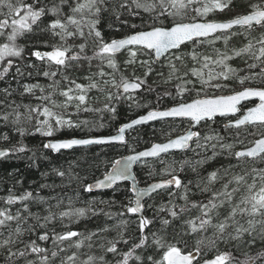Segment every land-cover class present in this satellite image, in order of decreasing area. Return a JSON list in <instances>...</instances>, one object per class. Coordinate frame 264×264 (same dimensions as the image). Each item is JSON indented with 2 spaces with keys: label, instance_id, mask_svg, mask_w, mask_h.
Masks as SVG:
<instances>
[{
  "label": "snow or ice",
  "instance_id": "1",
  "mask_svg": "<svg viewBox=\"0 0 264 264\" xmlns=\"http://www.w3.org/2000/svg\"><path fill=\"white\" fill-rule=\"evenodd\" d=\"M69 11L65 13L63 9ZM236 7V0H76L75 6L69 0H58L51 4L44 3V0H0V80L8 85L0 89V121L5 125H11L22 137L27 129L23 126L24 121L31 122L35 119V131L42 136L48 137L43 148L55 153L61 150L73 149L76 146L101 145L113 147H128V140L125 133L136 126L145 125L150 121L164 120L166 118H180L187 120L188 124H201L212 121L218 114L221 117L231 115L229 123L224 125L226 130L235 131L234 137L220 135L214 129L209 134L201 137V133L189 127L184 134L174 139L169 138L166 143H154L144 151H135L127 156H119L108 162L110 170L106 171L103 179L84 186L85 191L91 193L94 188H113L118 181H131L129 189L130 198L126 204H122V212L116 213L119 222L114 226L120 229L117 237L112 240H105L99 244L103 250L102 254L96 255L92 252L93 237L98 233L108 231L107 228L98 229L97 232L87 234L68 230L56 233L48 230V224L57 219L83 217L88 212H95L92 209L76 208L56 213L53 207L59 208L62 201L53 197L57 202L51 205L45 197L34 195L31 191L22 194H15L10 188L7 196H0V262L2 264H111L105 257L111 254L115 264H201L199 256L206 255L207 250H217L219 244H232L235 248L247 247L249 249L257 244L261 245L255 255L244 253L243 260H237L232 252H218L214 258L205 259L203 264H264V167L249 166L264 164V134L261 138L250 141L251 147L237 149L238 145L244 144L241 138V129L248 127L264 129V87H244L242 90L233 91L230 95H208L207 89L223 90L228 87L225 83L231 79H237L240 85L245 82L253 83L258 79L264 82V0H249L242 14H236L230 19L218 20L209 18L211 14L225 13ZM143 9L150 13L147 21H142L143 26L137 30V25H130L131 32L119 39L105 40L104 34L99 25L105 14H111L119 20L125 10ZM133 15L137 12L132 11ZM51 15L47 31L62 42L60 45H51V50L31 52L38 61L45 62L51 68L56 66L68 69L73 62L87 61L89 70L93 60H98L100 65H106L110 71L105 72L102 66L98 71L84 77L88 82L77 83L63 75L62 79L68 81L67 88H60V81L56 80L57 71L37 70L35 64H17L16 59H25V46L18 43L20 38L35 31L38 22L42 17ZM79 16V18H77ZM127 23V21H123ZM87 26V34L85 33ZM111 28L112 25L109 24ZM261 29L259 36L252 33ZM72 29V30H70ZM239 29V30H237ZM243 36L246 43L239 48H232L228 51L215 49L216 59L211 56L198 54L196 49L190 53H184L182 47L204 44L214 46L220 41L227 48L233 37ZM68 38H83L81 43L73 49L67 45ZM91 41L92 55L88 56L86 48ZM126 51L128 59L124 69H132L129 76L124 75L117 62V54ZM140 57H147L141 59ZM186 57L193 62H201L202 68L192 67L187 71ZM236 57H249L252 63L247 64L248 75L240 76L239 71L233 68L229 61ZM215 65L220 70L215 71L209 68V64ZM82 66V65H81ZM15 67V72L11 70ZM257 67L260 71L254 72ZM23 68L37 70V74L48 77L52 82L47 85V92L44 86L39 83L23 84L17 78L32 73H25ZM167 69V76L163 70ZM203 69H208L207 74ZM140 71L142 74L137 75ZM17 81V88H12L11 83L6 80L10 76ZM155 75L161 78L164 84L179 81L175 85L176 96L173 106L164 110L152 108L150 104L142 103L137 93H150L155 91L148 84L150 76ZM189 76L197 78L201 87L197 89ZM155 83V81H154ZM35 96L36 90L41 93L36 96L37 104L17 103L12 99L14 93ZM97 90L103 95V106L93 108L89 106V93ZM194 98L185 100V94ZM59 95L64 99L58 102L55 97ZM163 95L172 96V93L165 90ZM252 98H258L259 103L254 107H246L247 102ZM160 97H157L159 102ZM124 101L129 108H147L145 114L137 116L127 123L121 124L115 134L107 136H89L88 138H66L56 139L55 134L62 129L92 130L91 122L88 120H73L72 113L67 110L75 108V114L83 112H107L112 117L116 116V105ZM244 102V103H242ZM21 109L24 111L22 112ZM242 109H246L242 112ZM240 114L237 116L236 114ZM40 117H43L41 119ZM103 127V124L99 125ZM170 136L171 133H166ZM4 141L9 140L7 133L2 137ZM195 138L197 148L211 147L213 157L220 154L227 155L236 161L235 165H229L214 170L208 174L207 184L224 181L218 191L212 192L207 202H189V187L192 182L185 184L178 175L175 167L160 160L161 154H168L170 149H187L190 141ZM232 142H227V140ZM203 140V143L200 141ZM30 151L23 143H18L10 148H0V158L8 157L15 153ZM33 152V158L35 157ZM144 158H156L166 164L165 172L171 176L170 179L161 180L150 184L148 187H139L136 175L132 171L133 164L142 161ZM180 163L179 171H183L184 164ZM202 164L203 161H197ZM238 168L239 172H232ZM195 170V169H193ZM55 175L63 178L66 173L58 168L52 169ZM42 175H48L43 173ZM151 175V173H149ZM21 183V181H17ZM175 186L183 192L181 197L185 204L177 207L173 202L175 192L169 191V201L156 208V215L149 218L144 215L146 208L145 197L156 193L157 190L171 189ZM14 187V185H13ZM47 188L49 185H41ZM199 187V185H197ZM115 190V189H114ZM201 191H210L205 185ZM102 203H104L102 201ZM111 203V202H110ZM30 204H48L45 209L46 215L34 213ZM19 205V207H15ZM153 208L152 204L147 205ZM199 209V214L189 218L181 219L182 215L189 211V208ZM221 209L224 214H221ZM163 213L164 215H159ZM126 214L136 216V230L138 235L133 238H125L124 229L129 223L123 217ZM112 216V213H106ZM31 221V223H30ZM180 222V230L171 239L166 235L167 229L175 222ZM159 227L156 228V223ZM147 230V231H146ZM209 232L211 234L209 235ZM187 235H195V245L188 250L186 240L179 239ZM35 237V238H33ZM51 239L52 248L42 246L43 242ZM119 244L127 247L126 251L118 248ZM67 245V247H64ZM87 248L88 253H81V249ZM68 249H75L68 255ZM202 249L205 251L202 253ZM81 255L85 258L81 259Z\"/></svg>",
  "mask_w": 264,
  "mask_h": 264
},
{
  "label": "trees",
  "instance_id": "2",
  "mask_svg": "<svg viewBox=\"0 0 264 264\" xmlns=\"http://www.w3.org/2000/svg\"><path fill=\"white\" fill-rule=\"evenodd\" d=\"M31 3L32 0H27ZM53 2H58V0H44V3L51 4ZM76 0H69V3L75 6ZM83 2V0H80ZM151 2V0H149ZM249 0H236V7L232 8L231 11L225 13H216L211 14L209 18H215L218 20H226L232 18L236 14H242L245 11V6ZM255 2V0H253ZM131 3V0H129ZM65 13L69 11L67 7L63 9ZM132 11L137 12L136 15L132 14ZM150 13L144 12L143 9H132L125 10L122 12L119 20H117L111 14H105L101 19V24L99 25L101 31L104 34L105 40L122 38L124 35L131 32L130 25H137V30L143 26L142 21H147ZM79 18V16H77ZM53 17L51 15H46L41 18V21L38 22V27L34 26L35 31L31 34H27L25 37L20 38L18 43L25 46L24 57L25 59L21 61L19 58L16 59L15 63L17 64H35L37 70H47V71H57L58 74L55 77L56 80L60 81V88H67L69 86L68 81L62 79L61 72L63 75L69 77L70 80H75L77 83H87L88 81L84 77L90 75V73H95L98 71V66H102L105 72L110 71L106 65H100L98 60H93L91 64V69L89 70L87 61H80L79 63L73 62L72 66L68 69L61 68L59 71L56 66L49 68L45 62L38 61L34 56L31 55V52L40 50L48 51L51 50V45H60L62 42L58 37H54L50 31H47V25L50 23ZM127 23H123V21ZM109 24L112 27H109ZM72 30V29H70ZM239 30V29H237ZM261 29L257 28L252 35L259 36ZM85 33L87 34V26L85 25ZM67 45L72 46L75 49L81 43H85L83 38H68ZM243 43H246L243 36L233 37L229 42L227 48L220 41H217L214 46L209 45L207 42L204 44L197 43L196 45L188 44L187 47L182 46V51L184 53H190L193 48L196 49L198 54H204L211 56L213 59H216L215 49L220 51H228L230 53L232 48H239ZM88 56L92 55L91 41H89V46L86 48ZM141 59H147V57H140ZM128 59L126 52L117 54V62L120 66V70L124 75L129 76L132 71L131 68L125 70L123 62ZM252 59L249 57H236L233 60L229 61L230 65L233 68H236L239 71L240 76L248 75L247 64L252 63ZM185 63L187 68L182 69V71H187L192 67L197 69L202 68L201 62H193L189 57H186ZM82 65V66H81ZM209 68L219 71L220 69L215 65L209 64ZM25 73L31 72L32 75H25L22 79L17 78L21 85L23 84H36L39 83L41 86L46 88L52 80L48 77H44L42 74H37V70L32 68H23ZM163 70L165 76H167V69L157 68V71ZM205 74H207L208 69H203ZM254 72H259L260 68L257 67L253 69ZM12 73L15 72V67L11 70ZM137 75H141L140 71L136 72ZM188 79L193 80L195 87L199 89L201 85L199 84L197 78L189 76ZM6 80L11 83L12 88H17V81L11 78V75L6 77ZM155 81V83H154ZM179 81H173L168 84H164L161 78L152 75L148 79V84L151 85L155 91L150 93H137L141 97V102L150 104L152 108H165L173 105L176 101L174 97L176 96L175 85ZM228 84V87L223 90H214L211 88L207 89L208 95H220V94H229L233 91H238L244 87H264V82L257 80L256 82L249 83L245 82L244 85H240L237 79H231L230 81L225 82ZM8 86L5 81L0 80V89ZM168 90L172 93V96L163 95L164 91ZM18 89L17 93H14L12 99L16 100L17 103L24 104H37L39 103L36 100V96H40L41 93L39 90H36L35 96L25 94L23 96L19 95ZM90 101L89 106L93 108H100L103 106V95L97 90L93 89L89 94ZM194 93L190 97L185 94L184 99L190 100L194 98ZM160 97L159 102H157V97ZM3 97L0 96V99ZM55 99L60 102L64 97L57 95ZM249 105H246V107ZM117 113L115 117H112L107 112H83L81 111L79 115L75 114V108L69 107L68 112L72 113L71 118L75 120H88L91 122L92 130L89 131L88 128L81 129H62L61 131L55 134V138H71V137H85V136H98V135H110L116 132L117 128L132 118L146 112L147 108H129L128 104L124 101H120L117 105ZM244 110V109H242ZM0 111H3L0 108ZM23 112L24 110L21 109ZM43 119V117H40ZM225 118H216L214 121H208L207 123L203 122L197 127V131L201 133V137L209 134L210 129H214L219 132L220 135L225 137H234L235 131L224 128L225 123L223 121ZM36 121L33 119L31 122L24 121L23 126L27 129L24 136H20L11 125H5L3 121H0V137L4 133H7L9 136L8 141H4L0 138V148H10L13 145L18 143H23L27 146L30 151H25L23 153H15L8 157L0 159V196H7L9 189L11 188L13 192L17 195L22 194L26 191L33 192L34 195L39 194V196L45 197L48 199L49 203L53 206L56 204V200L52 199L53 197L59 198L62 203L59 208L53 207V211L59 213L60 211H65L69 209L76 208H86L92 209L93 212H88L83 217H72L60 219L59 217L48 224V230H54L56 233H61L68 230L79 231L82 233L97 232L98 229L107 228L108 231L98 233L97 237H93V249L92 252L96 255L102 254L103 250L99 248V244L103 243L105 240H112L117 237V232L120 229L115 228L114 226L119 222V217L115 214L122 212V204L127 203V199L130 198V183L124 182L116 185L111 190L99 191V192H87L84 189V186L91 184L94 180L102 177L106 171L110 170L108 162L112 159L119 158V156L127 155L131 152L132 149L140 150L145 147H148L156 141H163L169 137H172L181 131L189 128V124L186 120H166L158 121L152 124L143 125L138 127L127 134L128 147H113V146H101L93 145L89 147L74 148L70 151H61L59 153H54L51 150H46L43 148V144L46 143L48 137L42 136L39 132L35 131ZM103 124V127L99 125ZM171 133L170 136L166 133ZM264 134V129L262 128H252L248 127L246 129H241V138L244 139L245 143L254 141L257 137ZM202 142V140L200 141ZM227 142H232L230 139ZM33 152H35V157L33 158ZM213 157V150L211 147L207 148H197L196 142L192 144L191 149L185 152H174L163 155L160 157V160L170 164L177 169L174 173L178 175L180 179L188 184L189 181L192 183L188 185L189 187V202H207L208 198L211 196L212 192L218 191L221 188V184L224 181H218L213 184H207L208 174L214 170L221 169V175H223V168H227L230 164L235 165L236 161L230 158L227 153L220 154L219 148L217 149V155ZM160 160L154 159L140 163L135 168L136 177L141 185L149 184L157 179L171 177L165 172L166 164L161 163ZM182 161H188L189 163L184 164L183 171H179L180 163ZM197 161H203L202 164H197ZM264 164H255L249 166L263 167ZM58 168L61 171L66 173L65 177L61 178L55 173L52 169ZM195 169V170H193ZM240 170L238 168H233L232 172L236 173ZM47 173L48 175H42ZM151 173V175H149ZM21 181V183H17ZM47 184L49 187L42 188L41 185ZM14 185V187H13ZM199 185V187H197ZM207 185L210 189L208 192H203L201 189ZM115 189V190H114ZM175 192V197H173V202L177 207L183 206L185 201L181 198L183 192L179 189H176L175 186L171 189H165L158 191L153 194L151 197L147 198L145 201V211L144 215L150 219L156 215V208L161 204H167L169 201L168 192ZM102 201L104 203H102ZM111 202V203H110ZM152 204L153 208H148L147 205ZM3 204L0 203V207ZM19 207V205L14 206ZM31 210L34 213H39L40 215H46L47 212L45 209L48 207V204L35 205L30 204ZM224 210L221 209V212ZM106 213H112V216L106 215ZM199 214V209L189 208V211L184 213L181 219H189ZM159 215L163 216V213ZM124 219L131 221L126 229L125 238L129 236L135 238L138 235L136 230V216L133 214H126ZM31 223V221H30ZM156 228L159 227L157 222L155 225ZM180 230V222H175L171 227L167 229L166 235L171 239V237ZM147 231V230H146ZM211 232H209V235ZM35 238V237H33ZM179 239L186 240L188 243V250H192L195 245V240L197 237L195 235H187L183 237H178ZM42 246L52 248L51 239L47 242H43ZM67 247V245H64ZM262 246L257 244L255 247L249 249L247 247H241L239 249L235 248L232 244L225 245L223 243L219 244L217 250H207L206 255H201L198 259L203 260L206 258L213 257L218 254V252L230 251L237 260L244 259V253H249L250 255H255L257 251L260 250ZM118 248L123 251L127 250V247L123 244H119ZM75 249H68L66 253L62 255L71 254ZM205 250L202 249V253ZM87 248L81 249V253H88ZM85 256L81 255V259ZM111 264H115V260L111 254H108L105 257ZM2 264V262H0ZM56 264H59V259H57Z\"/></svg>",
  "mask_w": 264,
  "mask_h": 264
},
{
  "label": "water",
  "instance_id": "3",
  "mask_svg": "<svg viewBox=\"0 0 264 264\" xmlns=\"http://www.w3.org/2000/svg\"><path fill=\"white\" fill-rule=\"evenodd\" d=\"M117 39H119V38H117ZM182 47V46H181ZM240 90H242V89H240ZM239 91V90H238ZM230 94H232V93H230ZM230 94H223V95H230ZM217 96H219V95H217ZM251 102H255L253 105H251L250 107H254L256 104H258L259 103V99L258 98H252V100H251ZM251 102H247V103H251ZM242 103H244V102H242ZM246 103V104H247ZM173 106V105H172ZM171 107V106H170ZM168 108V107H167ZM160 110H164V109H166V108H159ZM146 113V112H145ZM145 113H143V114H145ZM143 114H140V115H143ZM237 116H239L240 114L238 113V114H236ZM217 117H221L219 114L216 116V117H214L213 118V120L215 119V118H217ZM228 117H231V115L230 116H228ZM135 118H137V117H135ZM135 118H133V119H135ZM176 119H180V118H176ZM132 120V119H131ZM164 120H174L173 118H166V119H164ZM164 120H157V121H150V122H148L147 124H145V125H148V124H152V123H155V122H158V121H164ZM186 120V119H185ZM129 122V121H128ZM127 123V122H126ZM199 124H195V123H192L191 124V128H192V130H194V131H197L196 130V127L198 126ZM141 126H143V125H139V126H136L134 129H136V128H138V127H141ZM131 130H133V129H131ZM131 130H128L126 133H125V135H126V139H127V133L128 132H130ZM185 132H182V133H180V134H178V135H175V136H173V137H170L171 139H174V138H176L177 136H179V135H182V134H184ZM115 134V133H114ZM90 136H92V135H90ZM101 136H107V135H101ZM89 136H85V137H75V138H88ZM71 138H73V137H71ZM259 138H261V137H259ZM259 138H257V139H259ZM56 139H66V138H56ZM169 139V138H168ZM168 139H166V140H164V141H156V142H154V143H166L167 142V140ZM195 140V138H193V141ZM47 141H48V139H47ZM47 141H46V143H47ZM193 141H190V147H191V145H192V142ZM153 143V144H154ZM89 146H93V145H87V146H76V147H74V148H81V147H89ZM152 146V144L150 145V146H148V147H146V148H143V149H140V150H135V151H137V152H139V151H144V150H146V149H148V148H150ZM252 145H250L249 147H251ZM190 147L189 148H187V149H170L169 150V153H171V152H183V151H186V150H188V149H190ZM73 148V149H74ZM70 150H72V149H66V150H61V151H70ZM239 150V149H238ZM53 152V151H52ZM55 153V152H54ZM130 154H133L132 153V151L129 153V154H127V155H130ZM127 155H125V156H127ZM162 155H164V154H161V156ZM0 159H2V158H0ZM152 159H156V158H144L142 161H139V162H137V163H135V164H133V167H132V171L134 172V174H135V167L139 164V163H141V162H143V161H145V160H152ZM104 176V175H103ZM103 176L102 177H100V178H98V179H96V180H99V179H103ZM137 178V177H136ZM166 179H170V178H165V179H160V180H156V181H153V182H151V183H149V184H147V185H141L140 183H139V181H138V185H139V187H148L150 184H152V183H155V182H159V181H161V180H166ZM96 180H94L92 183H94ZM124 182H129L130 184H131V181H118L117 182V184H121V183H124ZM116 185H114L113 186V188L115 187ZM113 188H106V189H99V188H94L93 189V192H99V191H106V190H111V189H113ZM164 190V189H163ZM158 191H161V190H157V192ZM153 194H155V193H152L150 196H152ZM150 196H148V197H145L144 198V203H145V200L147 199V198H149ZM211 259V258H210ZM201 264H203V261L201 262Z\"/></svg>",
  "mask_w": 264,
  "mask_h": 264
},
{
  "label": "rangeland",
  "instance_id": "4",
  "mask_svg": "<svg viewBox=\"0 0 264 264\" xmlns=\"http://www.w3.org/2000/svg\"><path fill=\"white\" fill-rule=\"evenodd\" d=\"M126 55H127V57H128V53L126 52ZM229 120L230 119H225L224 121H223V123H226V122H229ZM201 143H203V140H202V142ZM251 145V143H245L244 142V144L243 145H238L237 146V149L236 150H238L239 148H244V147H248V146H250ZM255 165V164H254ZM263 167H264V165H263ZM221 214L223 215L224 214V211L223 212H221Z\"/></svg>",
  "mask_w": 264,
  "mask_h": 264
},
{
  "label": "bare ground",
  "instance_id": "5",
  "mask_svg": "<svg viewBox=\"0 0 264 264\" xmlns=\"http://www.w3.org/2000/svg\"><path fill=\"white\" fill-rule=\"evenodd\" d=\"M114 134V133H113ZM111 135V134H110ZM98 136H101V135H98Z\"/></svg>",
  "mask_w": 264,
  "mask_h": 264
}]
</instances>
